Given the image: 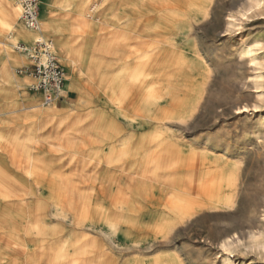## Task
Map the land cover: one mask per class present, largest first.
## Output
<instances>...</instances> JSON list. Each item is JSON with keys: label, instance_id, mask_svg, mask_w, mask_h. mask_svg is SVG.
I'll return each instance as SVG.
<instances>
[{"label": "bare ground", "instance_id": "bare-ground-1", "mask_svg": "<svg viewBox=\"0 0 264 264\" xmlns=\"http://www.w3.org/2000/svg\"><path fill=\"white\" fill-rule=\"evenodd\" d=\"M77 1L71 10L68 0L60 7L74 14V25L66 12L48 10L31 31L19 21L14 0H0L4 34L16 31L25 45L51 37L72 85L82 90L75 109L41 102L26 113L44 116L41 128L55 137L64 125L76 126L78 151L46 155L36 148L44 140L26 138L35 144L29 151L18 137L0 136V264H182L173 255L121 259L104 242L141 252L142 242L154 248L179 226L234 203L236 170L223 173L220 157L210 160L205 149L186 147L180 131L204 96L207 67L190 30L208 15L212 0ZM74 63L91 84L79 80ZM4 75L14 84L9 69ZM24 85L17 81L18 89ZM208 163L215 167L205 172ZM150 165L163 167L159 186L147 182ZM263 236L264 224L231 233L220 246L258 247Z\"/></svg>", "mask_w": 264, "mask_h": 264}, {"label": "rangeland", "instance_id": "rangeland-1", "mask_svg": "<svg viewBox=\"0 0 264 264\" xmlns=\"http://www.w3.org/2000/svg\"><path fill=\"white\" fill-rule=\"evenodd\" d=\"M63 2L65 0H39V20H42V15L48 10L49 13L57 12L56 14L66 12L67 22L74 25V14L60 8ZM77 3V0H68V9L71 10ZM1 17L0 12V20ZM0 31L3 33L0 55H5L3 50H7L10 56L20 60L13 64L17 65L14 73L18 77L12 74L14 84H7L8 88L13 89L12 94L8 93V88L2 92L0 136L18 137L27 144L29 151H33L35 144H31L26 138L34 136L44 140L36 148L46 155L78 151L76 144L81 134L76 132V126L64 125L60 128L63 134L55 137L51 129L41 128L44 116L26 115L31 105L27 103L31 101L29 94L34 92L31 89L34 81L22 69L28 65V61L25 57H20L22 54L14 51V47L22 43L17 40V32L15 31V37L4 34L1 25ZM79 33L80 30L76 28L75 34ZM190 35L203 57L207 71L200 106L187 126L180 130L181 136L187 142L186 147L194 146L197 151L205 149L206 153L203 154L210 160L220 157L219 165L226 175L236 170L238 187L234 203L209 211L179 226L167 242L158 243L151 249L146 248L145 242H142L141 252H136L132 246L127 248L116 240L104 244L118 258L126 260L139 255L142 259L173 255L182 264H223L227 259L231 264H264V236L258 247H251L244 242L231 250L220 246L225 236L258 230L264 224V130L261 131L260 127L264 120V0H212L208 15L193 23ZM42 38L53 40L48 35ZM248 50L250 52L245 53ZM56 55L59 58L57 52ZM0 59L5 62L6 57ZM60 64L66 72L63 89L66 91L67 80L71 98H62L53 103L60 111L75 109L79 91L82 90L72 85L73 78L69 75L68 68L61 62ZM70 68H74L76 74H79L80 81L86 80L91 84L89 73L77 63ZM19 79L25 82L20 89L17 88ZM81 84L79 88L82 87ZM37 104L43 107L41 101L33 105ZM12 109L13 113L10 112ZM29 125L32 129L28 128ZM16 129L19 131L16 132ZM103 151H108V148L102 149ZM211 166L212 163H208L205 172L215 167ZM148 170L147 176L152 179L147 182L152 186H159V180L164 175L163 167L150 165ZM142 180L144 181L143 177Z\"/></svg>", "mask_w": 264, "mask_h": 264}, {"label": "built area", "instance_id": "built-area-1", "mask_svg": "<svg viewBox=\"0 0 264 264\" xmlns=\"http://www.w3.org/2000/svg\"><path fill=\"white\" fill-rule=\"evenodd\" d=\"M14 4L19 9L21 24L27 30L38 31L39 0H14ZM14 49L27 57L28 65L22 69L34 81L31 89L41 94L42 104L60 101L66 94L63 89L66 72L58 60L53 42L38 38L31 47L18 43Z\"/></svg>", "mask_w": 264, "mask_h": 264}, {"label": "crops", "instance_id": "crops-1", "mask_svg": "<svg viewBox=\"0 0 264 264\" xmlns=\"http://www.w3.org/2000/svg\"><path fill=\"white\" fill-rule=\"evenodd\" d=\"M2 35H3V33L0 31V40L3 39ZM14 51H15V49H14ZM15 52H17V51H15ZM2 57L3 56L1 54L0 58H2ZM0 60H1L0 61V103H1L3 89H7L8 88V85L5 83L6 79H5L4 73H5V71L7 69H9L10 72L15 75L14 71H15V68H16L17 65L13 66V63L11 61H9V60H5V62H3L2 59H0ZM3 64H4V66H3ZM15 76H16V78L18 77L17 74ZM68 90H69V88H67V90H66L67 92L64 95L65 97H63L66 100H69V98H71L69 96L70 94H69ZM29 95H30L29 100H31V101H28L27 103L36 104L38 101H41V94L39 92H35L34 91L31 94H29Z\"/></svg>", "mask_w": 264, "mask_h": 264}]
</instances>
